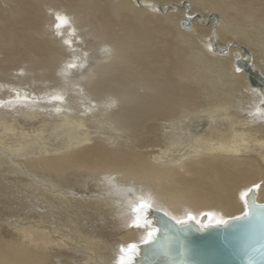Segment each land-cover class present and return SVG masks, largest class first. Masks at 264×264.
Instances as JSON below:
<instances>
[{
	"label": "bare ground",
	"instance_id": "bare-ground-1",
	"mask_svg": "<svg viewBox=\"0 0 264 264\" xmlns=\"http://www.w3.org/2000/svg\"><path fill=\"white\" fill-rule=\"evenodd\" d=\"M239 60L264 77V0H0V264H120L150 208L227 220L257 183L264 203Z\"/></svg>",
	"mask_w": 264,
	"mask_h": 264
},
{
	"label": "water",
	"instance_id": "water-1",
	"mask_svg": "<svg viewBox=\"0 0 264 264\" xmlns=\"http://www.w3.org/2000/svg\"><path fill=\"white\" fill-rule=\"evenodd\" d=\"M238 66L245 69L252 83L264 92V77L257 74V70L249 63L241 60ZM249 217L244 214L228 218L226 225L212 224L207 226L208 217L200 216L199 223L190 221L184 230L178 232L180 227L171 216L161 210L150 208V221L160 229L155 234L156 241L163 245L166 241L164 228H168L174 255L166 259L162 248L157 244H137L139 254L134 253L131 264H179L180 248L183 244L188 249V259L192 264H264V213L258 215L256 205H264L256 201V191L246 197ZM246 213V212H245ZM166 222V224L164 223Z\"/></svg>",
	"mask_w": 264,
	"mask_h": 264
},
{
	"label": "snow or ice",
	"instance_id": "snow-or-ice-1",
	"mask_svg": "<svg viewBox=\"0 0 264 264\" xmlns=\"http://www.w3.org/2000/svg\"><path fill=\"white\" fill-rule=\"evenodd\" d=\"M56 21L57 22L55 24V28L57 29V35H60L61 33L59 32V30L63 26L69 24V19L66 16L56 14ZM66 43L70 44L71 42L66 41ZM69 67L75 68L76 65L71 64V65H69ZM51 99L54 101H61V102L63 101V97L60 95H55ZM56 111L60 112L61 109L57 108ZM257 111H259V109ZM109 179L111 180L112 178H109ZM260 187H261V185L259 183L254 184V185H252V187H250L246 191H244L241 195H242V197H248L249 193H252V192L258 190ZM150 207H151V205L146 200L141 198L140 202L135 206V208L133 210L137 213H140L141 210H146ZM256 207L258 209V215H260L261 213H264V205H256ZM201 215L208 217L210 223L207 226H212L213 223L217 224V225H226L229 222L228 220H223V219H216L213 221L214 213H212V212L202 213ZM249 215L250 214L246 212V213H244V216L236 217V219L247 218V217H249ZM171 219L174 220L176 222V224L180 226L177 229L178 232L183 231L184 226L187 225L190 221H197V223H199V221L197 220V217L195 215H193L191 212H188L186 219L177 220L176 217H174V216L171 217ZM133 223L137 228L142 227L141 217L138 215ZM145 223H146V221H145ZM164 223L166 224V222H164ZM159 231H160V229H153L151 231H148L147 237L145 239H143L141 241V243L142 244H151V243L155 242L158 247L162 248L165 258L166 259H172L173 255H174V249H173L172 243H171V241L167 235L168 228L167 227L164 228L166 241L163 245H160L159 242L156 241L155 234ZM136 247H137L136 244H131V245H129L128 249L122 248L121 252L127 251V252L131 253L134 249H136ZM179 256H180L179 264H192V262L188 259V249L183 244H181ZM131 260H132L131 256H129L126 260V258L122 255L120 257V264H131Z\"/></svg>",
	"mask_w": 264,
	"mask_h": 264
},
{
	"label": "rangeland",
	"instance_id": "rangeland-1",
	"mask_svg": "<svg viewBox=\"0 0 264 264\" xmlns=\"http://www.w3.org/2000/svg\"><path fill=\"white\" fill-rule=\"evenodd\" d=\"M27 120L29 119V118H26ZM29 121V120H28ZM1 122V121H0ZM40 125V124H39ZM39 125H37V126H39ZM2 127H3V125H1ZM4 128V127H3ZM3 128H2V130H3ZM126 220V221H125ZM134 218H132V216L131 215H126V216H122L117 222H115V224L116 225H120V226H123L122 224H124V225H127V224H131V222L133 223L134 221ZM112 240H115V239H111V241ZM116 241V240H115Z\"/></svg>",
	"mask_w": 264,
	"mask_h": 264
}]
</instances>
